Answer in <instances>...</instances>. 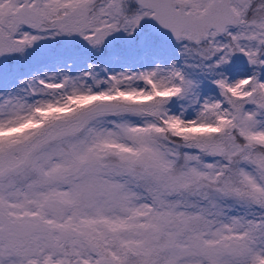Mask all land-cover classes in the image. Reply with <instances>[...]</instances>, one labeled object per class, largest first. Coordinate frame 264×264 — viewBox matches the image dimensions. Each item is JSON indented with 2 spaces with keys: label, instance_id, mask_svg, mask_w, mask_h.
<instances>
[{
  "label": "rangeland",
  "instance_id": "rangeland-1",
  "mask_svg": "<svg viewBox=\"0 0 264 264\" xmlns=\"http://www.w3.org/2000/svg\"><path fill=\"white\" fill-rule=\"evenodd\" d=\"M127 1L0 0V134L44 114L0 140V264H264V0L155 51ZM98 100L123 107L54 127Z\"/></svg>",
  "mask_w": 264,
  "mask_h": 264
},
{
  "label": "water",
  "instance_id": "water-1",
  "mask_svg": "<svg viewBox=\"0 0 264 264\" xmlns=\"http://www.w3.org/2000/svg\"><path fill=\"white\" fill-rule=\"evenodd\" d=\"M139 6L148 8V24L151 29L160 35L168 38L181 36L185 31L198 37L205 36L210 29L223 32L227 26L234 25L240 20L239 13L235 12L230 0H212L209 5L199 13L186 10L181 0H134ZM58 84H50L48 89L55 91ZM123 107L122 103L98 100L68 118L57 119L53 123L65 125L68 121L81 122L88 115L95 112L114 111ZM209 142H203L198 146L201 150L209 147ZM21 161L13 165H5L0 168V176L17 169Z\"/></svg>",
  "mask_w": 264,
  "mask_h": 264
},
{
  "label": "trees",
  "instance_id": "trees-1",
  "mask_svg": "<svg viewBox=\"0 0 264 264\" xmlns=\"http://www.w3.org/2000/svg\"><path fill=\"white\" fill-rule=\"evenodd\" d=\"M126 6L127 8L129 9L130 12H133L135 10L136 7H138V4L134 1V0H128L127 3H126ZM264 15V13H263ZM251 13H250V10L249 11H246V14H245V19L246 20H251ZM147 31H148V28H147ZM149 36L145 39V44H146V48L147 49H150V50H156L157 49V46H162L164 45L163 42H160L159 43V39L161 36L157 35L156 33L154 32H149L148 34ZM140 43L136 41V43L134 44L133 48H131L133 51L137 50L138 48L141 49L139 47ZM190 46L192 47H195V48H198L197 45H193V44H190ZM164 47H167V45H164ZM191 53H193V51H190ZM195 70V69H194ZM99 99V97L97 96H90V95H86V96H78L77 98H75V102L76 104L78 105H84V104H89L95 100ZM45 111H48V114L46 116V119L47 121H49V119H52L53 117H56L57 116V110H53V107H52V104L50 105H47V107L45 108ZM41 116V119H43L44 117V114L40 115ZM40 116H37L40 117ZM29 119L28 121L26 120H20L19 122L15 123V125H7L5 126V128L1 129V132H3V134H0V140H2L5 136V133L7 132H10V131H14L17 133V135H27L30 136L33 134V132L38 128V124L36 121L38 119ZM169 119V116L166 117V122L167 123H170L168 121ZM45 121V118L43 120V122ZM174 126L176 128H179V125L177 124H174ZM40 127V126H39ZM164 129H165V132L168 133V129L166 126H164ZM259 149L264 153V147L262 146H258ZM179 151H182L180 148H179ZM219 167L222 168L221 171L223 170V164H222V161H220V164H219ZM231 170L226 167L224 168V172L223 174L219 173L218 175V179L216 181L217 185H220V187L222 189H226V185L230 184L229 181L231 180L230 178V173ZM228 181V182H227ZM220 188V189H221Z\"/></svg>",
  "mask_w": 264,
  "mask_h": 264
},
{
  "label": "flooded vegetation",
  "instance_id": "flooded-vegetation-1",
  "mask_svg": "<svg viewBox=\"0 0 264 264\" xmlns=\"http://www.w3.org/2000/svg\"><path fill=\"white\" fill-rule=\"evenodd\" d=\"M233 6V5H232ZM240 15V14H239ZM245 19V18H244Z\"/></svg>",
  "mask_w": 264,
  "mask_h": 264
}]
</instances>
